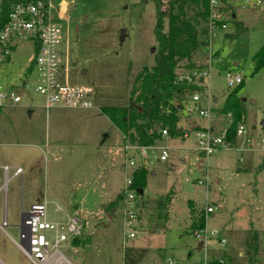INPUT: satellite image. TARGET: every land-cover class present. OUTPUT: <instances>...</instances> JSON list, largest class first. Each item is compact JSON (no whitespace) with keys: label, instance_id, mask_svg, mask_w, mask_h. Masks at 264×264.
I'll list each match as a JSON object with an SVG mask.
<instances>
[{"label":"rangeland","instance_id":"1","mask_svg":"<svg viewBox=\"0 0 264 264\" xmlns=\"http://www.w3.org/2000/svg\"><path fill=\"white\" fill-rule=\"evenodd\" d=\"M51 2L54 22L62 25L64 48L68 46L70 52L71 82L92 87L95 108L88 112L51 110L48 114L40 108L46 101L35 92L36 75L30 69L35 47L30 41H20L11 60L0 64V91L14 90L22 98L19 106L0 109V141L13 145L0 151L9 157L11 165L24 171L23 185L21 178H16L8 186L18 199L24 192L25 204L26 199L46 203L53 222L65 219L68 205L70 210L86 209L87 213L77 215L84 220L83 240L71 251L66 250L67 243H62L57 255L63 254L66 259L58 260L59 264H169L170 260L174 264H199L212 258H223L224 264H264V155L246 150L245 137L238 138L232 148L220 149L209 157L194 150V122L211 124L220 131L229 125L225 119L194 115L190 118L194 122L183 129L185 137L155 140L153 145L170 150L169 157L166 162L150 166L148 172L153 169L156 175L147 173L144 193L136 198V237L124 239L117 200L120 195L110 201L114 203L112 209L107 204L102 206L124 179L123 165L120 169L124 141L104 119L101 109L126 105L137 75L144 67L155 65V3L73 0L67 22L59 18L61 0ZM253 3L231 2L225 16L228 28L218 32L193 63L197 68L209 69V77L194 91L206 101L204 107L216 98L218 103L213 107L222 109L235 88H228L226 75L242 77L238 95L247 100L243 126L255 148L264 136V68L254 73L253 64V57L264 45V10ZM230 10L235 13L234 20ZM165 26L168 28L167 22ZM179 69L180 73L199 70L187 69L185 63ZM215 110L220 116L219 109ZM186 116L183 111L179 113L180 122ZM32 129L39 133V140L36 136L22 140L8 137L14 130ZM46 133L54 148L45 146ZM126 139L130 141L127 136ZM17 143L20 145L15 146ZM113 155H117L114 164L110 162ZM200 160L204 163L200 164ZM107 178L109 190H101ZM208 205L214 207V212L207 215ZM57 207L63 212H55ZM202 214L204 229H194V219ZM9 223L12 225L11 219ZM205 229L217 230V238L225 240L224 246L211 238L207 251L198 250L196 234ZM255 232L259 234L260 250L252 259L246 241ZM20 233V224L0 230V264H32L14 243L20 242Z\"/></svg>","mask_w":264,"mask_h":264},{"label":"built area","instance_id":"2","mask_svg":"<svg viewBox=\"0 0 264 264\" xmlns=\"http://www.w3.org/2000/svg\"><path fill=\"white\" fill-rule=\"evenodd\" d=\"M52 0H37L28 3H18L6 9L5 0H0V64L9 62L17 43L30 41L35 47V57L30 69L36 75L34 90L45 98L44 107L47 110L54 108L90 110L95 108V91L85 84L72 83L70 79V55L68 46L64 48L63 27L54 22L52 16ZM238 0H210L209 31L210 38L218 32L226 30L228 6L231 2ZM248 2L251 0H241ZM253 6L264 10V0H253ZM71 3L74 4L73 0ZM61 0L59 4V18L67 21L69 9L72 4ZM225 9H227L225 11ZM62 49V50H61ZM209 69H201L188 73L178 71L177 81L188 86L201 85L209 76ZM228 88H234L243 83L240 75H226ZM204 86V85H203ZM183 111L188 117L199 116L201 118H216L217 114L211 109V101L204 107L202 95L193 92L187 95ZM21 97L14 90L8 92L0 91V109L8 106H18ZM8 102V104H4ZM229 127L233 123L231 114L227 115ZM229 127L221 132H215L213 128L203 129L196 132L197 151L206 157L223 148H232L238 138L245 137L246 150L257 151L264 154V136L252 148V137L248 131L239 124L236 131L235 142L228 140ZM163 137H168L167 129L162 131ZM124 151V183L122 188V199L120 212L124 239L136 237L134 232L139 217L136 198L138 191L134 188V174L139 169L149 170L153 163L166 162L169 157L168 148H160L158 145L143 146L133 144L123 135ZM243 151V150H241ZM1 156V153H0ZM6 181L14 177L22 176V168L5 166ZM59 210V209H58ZM214 212L213 206L206 207V214ZM7 227L4 223L1 228ZM217 230L205 229L196 234L197 240L202 242V250L207 251L208 240L216 238L221 247L225 240L217 238ZM53 237V238H52ZM83 237V225L81 220L75 216H68L64 222H53L48 218V207L46 203H35L29 208L24 216L21 227L20 242L16 246L26 255L32 264H47L52 261L62 243L73 245V240ZM52 238V240H51ZM211 259H205L199 264H209ZM224 263L223 260H220ZM59 263V261H58ZM169 264H174L172 260Z\"/></svg>","mask_w":264,"mask_h":264},{"label":"trees","instance_id":"3","mask_svg":"<svg viewBox=\"0 0 264 264\" xmlns=\"http://www.w3.org/2000/svg\"><path fill=\"white\" fill-rule=\"evenodd\" d=\"M33 1L37 0H5V7L9 10L14 4ZM154 3L155 36L158 42L155 65L152 68L144 67L137 75L126 105L106 106L101 109V113L127 136L131 143L143 146L153 145L156 139L162 137L161 126L167 128L169 136H184V130L179 126V113L183 111L187 95L193 93L197 87L179 83L178 71L181 63H185L187 69H204L197 68L193 61L200 51L209 47L211 41L208 26L210 0H154ZM230 15L231 20H234V13ZM166 22L168 28L165 26ZM253 64L254 73L264 68V45L253 57ZM242 85L243 83L228 94L223 108L218 112L220 115H232L233 123L228 132V140L232 142L236 140L239 124L246 121V102L238 95ZM147 173L149 172L145 169L135 172L134 188L137 191L144 190ZM118 198L120 203L122 196ZM113 207L114 203H111L109 208ZM205 222L202 214L198 219H194L192 227L203 230ZM82 240V237L74 239L73 245L78 246ZM246 244L253 252H250V258L253 259L260 250L259 234H251V239L247 240ZM221 259L212 258L209 264H224L220 262Z\"/></svg>","mask_w":264,"mask_h":264},{"label":"crops","instance_id":"4","mask_svg":"<svg viewBox=\"0 0 264 264\" xmlns=\"http://www.w3.org/2000/svg\"><path fill=\"white\" fill-rule=\"evenodd\" d=\"M230 12H232V13H234L233 12V10H230ZM229 12V13H230ZM234 16H235V13H234ZM236 17V16H235ZM70 53V52H69ZM70 62H71V59H70ZM206 102V101H205ZM204 101L202 102V104L204 105V103H205ZM251 102H253V101H251ZM211 108H213V110L214 111H216L215 109H219L220 110V108H214L213 106H214V104L216 105L217 103H218V101H217V99L216 98H214L213 99V101H211ZM19 106V105H18ZM30 107H35L36 108V106H30ZM34 108V109H35ZM40 108H42V109H44L45 111H46V113L48 114L51 110H56V111H73V110H71V109H63V108H54V109H51V110H46L45 108H44V105H42V106H40ZM33 109V108H32ZM79 109H75V111H78ZM91 110H94V109H90V110H80V111H83V112H88V111H91ZM182 112V111H181ZM180 112V113H181ZM184 112V111H183ZM185 113V112H184ZM216 113V112H215ZM34 114V112H33V110H32V112H30V115L32 116ZM217 114V113H216ZM104 117V119L107 121V123H109V124H111L114 128V130H115V132L118 134V136L120 137V139H121V142H122V137H123V134L118 130V128H116L111 122H110V120L106 117V116H103ZM199 117V116H198ZM190 118H192V117H188V116H186V118H185V121H183V122H180L179 123V126L180 127H184L183 129H186V124L187 123H192V122H194V121H191L192 119H190ZM200 118V117H199ZM218 118V119H217ZM223 119H225V120H228V118H227V115H218L217 114V117H216V120H223ZM200 122H198V123H195L194 122V125L192 126V129L194 130V132H195V136H196V132H198V131H200V130H203V129H208V128H213L214 129V131L215 132H221L223 129H225V128H228L229 127V125H228V127H223L222 128V130H220V131H216L215 130V126L213 127L211 124H208V125H206V126H202L201 124H199ZM228 124H229V122H228ZM262 126V125H261ZM262 129H263V127H262ZM263 131H264V129H263ZM9 134V138H12V139H14L15 137L17 138V140L18 139H25L24 137H26V136H29V137H35L36 136V139H38L39 140V133L37 132V131H35L34 129H32L31 131H25V132H21L20 130H14V132H13V134L11 133H8ZM46 144H45V146H48L49 147V149H51V148H54V147H51V145H50V137H49V133H46ZM108 136V135H107ZM186 135H184V136H181L182 138L183 137H185ZM38 137V138H37ZM169 137V136H168ZM162 138H163V136H162ZM35 139V138H34ZM120 142V143H121ZM115 143V142H114ZM123 143V142H122ZM122 143H121V152H122V154H123V164H122V162H121V167H120V169H122V165H123V172H124V151H123V146H122ZM237 143V142H236ZM20 145V143H17L15 146H19ZM4 146H13V145H10L9 143H6L5 141H0V148H2V147H4ZM37 147V146H36ZM194 150L195 151H197V147L196 148H194ZM117 151V150H116ZM115 151V152H116ZM198 152V151H197ZM0 153H1V156H0V195L2 194V196H3V198H2V200H0V230H2V231H4V228H1V226L4 224V223H6L7 224V227H15V226H18V224H20V227H22V221L24 220V216L27 214V212L29 211V208H30V206L32 205V204H35V203H43V202H36L35 200L34 201H30V200H28V199H26V202H27V204H25V201H24V192H22L21 191V198H17L16 197V195L13 193V192H11V190L9 189V186H8V184H10L9 182H11L12 180H14V179H16V178H21L20 180H21V185H23V182H24V177H23V175L22 176H17V177H14L11 181H9V182H7L6 181V174L4 173V170H3V168L5 167V166H9V167H13V168H15V167H17V168H21V167H19V166H15V165H11V163L9 162L10 161V159H9V157L5 154V152L3 151V150H1L0 151ZM198 153H200V152H198ZM260 154H262V153H260ZM200 155H204V154H202V153H200ZM264 155V154H263ZM205 156V155H204ZM115 157V158H114ZM206 157V156H205ZM111 159H110V162L112 163V164H114V163H116L117 162V155L115 156V155H113V156H111L110 157ZM29 159H31L30 157H29ZM158 163H162V162H158ZM204 163V161L203 160H200V164H203ZM32 165L34 164V163H31ZM117 165V164H116ZM23 170V169H22ZM23 174H24V171H23ZM149 175L151 176V177H154L155 175H156V173H155V171L152 169H150V171H149ZM105 185L103 186V187H100V188H102L101 190H109V183H110V179H106L105 180ZM123 183H124V179H123V181H122V183L120 184V187L118 186V191L116 190V191H114L113 193H109L110 195L108 196V198L104 201V203H103V207H104V205H110L111 203H110V201H112V198L113 197H115L116 195L117 196H121V193H122V188H123ZM118 185H119V183H118ZM99 188V189H100ZM99 189H97L96 190V192H98L99 191ZM144 192V191H143ZM97 195V194H96ZM83 196V195H82ZM81 196V197H82ZM85 196H87L88 197V193H86V195ZM97 197H99V196H97ZM110 204H109V203ZM207 204H209V203H207ZM206 204V205H207ZM209 206V205H208ZM211 206V205H210ZM47 207H48V205H47ZM70 207L71 206H67V210H69L68 212H66V214H65V219L62 221V222H64V221H66V219H67V217L68 216H75V217H77L79 220H81V222H82V225H83V219H81V218H79L77 215L78 214H80V215H82V213H87L86 212V209H84L83 207H79L78 209H72V210H70ZM59 209V210H58ZM55 212H63V210H62V208L61 207H57L55 210H54ZM205 211H206V208H205ZM208 215V214H207ZM108 217V216H107ZM110 217V216H109ZM48 218H49V212H48ZM111 218V217H110ZM110 218L108 219L109 220V222H110ZM9 219H11L12 220V225H10V223H9ZM51 221H53V220H51ZM55 222V221H54ZM58 222V221H57ZM108 222V223H109ZM17 224V225H16ZM108 225V224H107ZM83 237H84V235H83ZM82 237V238H83ZM198 241V240H197ZM199 244H200V242L198 241V250H202V248L201 247H199ZM73 249V245H70L69 246V244H67V248H66V250H69V251H71ZM212 257H219V256H216V255H212ZM63 259H66L64 256H63V254H60V255H56V257L52 260V261H50V262H48V263H51V264H59L58 263V260H63Z\"/></svg>","mask_w":264,"mask_h":264},{"label":"water","instance_id":"5","mask_svg":"<svg viewBox=\"0 0 264 264\" xmlns=\"http://www.w3.org/2000/svg\"><path fill=\"white\" fill-rule=\"evenodd\" d=\"M153 51H154V49H153ZM242 101H243V102H246L247 100H246V99H242ZM139 110L142 111L141 108H139ZM261 125H262V127H263V129H264V121L261 123ZM143 193H144L143 190H138V194H139L140 196H142ZM23 222H24V220L22 221V226H23ZM199 247L202 248V242L199 244Z\"/></svg>","mask_w":264,"mask_h":264}]
</instances>
